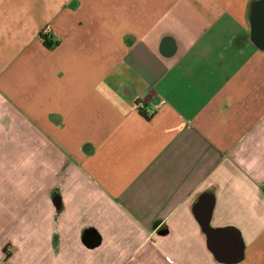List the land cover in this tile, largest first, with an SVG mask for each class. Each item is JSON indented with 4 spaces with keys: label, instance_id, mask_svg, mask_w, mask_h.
Listing matches in <instances>:
<instances>
[{
    "label": "crops",
    "instance_id": "obj_1",
    "mask_svg": "<svg viewBox=\"0 0 264 264\" xmlns=\"http://www.w3.org/2000/svg\"><path fill=\"white\" fill-rule=\"evenodd\" d=\"M0 214V264H264V2L0 0Z\"/></svg>",
    "mask_w": 264,
    "mask_h": 264
},
{
    "label": "rangeland",
    "instance_id": "obj_2",
    "mask_svg": "<svg viewBox=\"0 0 264 264\" xmlns=\"http://www.w3.org/2000/svg\"><path fill=\"white\" fill-rule=\"evenodd\" d=\"M29 187H32V186H29ZM2 204L4 205L3 206V209H6L7 208V211H9V205H7V207H5V202H2ZM20 201H18V202H16V201H14V203H13V212H14V214L17 212V211H19V209H20ZM10 224V216L9 217H6V216H4V215H2L1 216V214H0V231H2V230H6V227H7V234H8V236L9 237H12V232L11 231H9L10 230V228H9V225ZM2 229V230H1ZM6 232V231H5ZM0 238H1V236H0Z\"/></svg>",
    "mask_w": 264,
    "mask_h": 264
},
{
    "label": "trees",
    "instance_id": "obj_3",
    "mask_svg": "<svg viewBox=\"0 0 264 264\" xmlns=\"http://www.w3.org/2000/svg\"><path fill=\"white\" fill-rule=\"evenodd\" d=\"M41 40L43 41L44 45L48 48H52L55 44L52 41V37L51 34L49 33V31L47 29H45L41 35ZM5 253L7 256H9V252H7V249H5Z\"/></svg>",
    "mask_w": 264,
    "mask_h": 264
},
{
    "label": "water",
    "instance_id": "obj_4",
    "mask_svg": "<svg viewBox=\"0 0 264 264\" xmlns=\"http://www.w3.org/2000/svg\"><path fill=\"white\" fill-rule=\"evenodd\" d=\"M263 2H264V0H262ZM94 237H95V235L93 234V233H87V235H86V239H89V240H94Z\"/></svg>",
    "mask_w": 264,
    "mask_h": 264
},
{
    "label": "built area",
    "instance_id": "obj_5",
    "mask_svg": "<svg viewBox=\"0 0 264 264\" xmlns=\"http://www.w3.org/2000/svg\"><path fill=\"white\" fill-rule=\"evenodd\" d=\"M48 30V29H47Z\"/></svg>",
    "mask_w": 264,
    "mask_h": 264
}]
</instances>
